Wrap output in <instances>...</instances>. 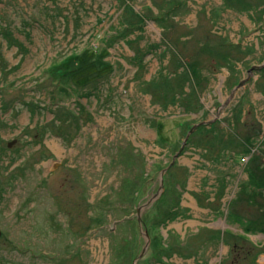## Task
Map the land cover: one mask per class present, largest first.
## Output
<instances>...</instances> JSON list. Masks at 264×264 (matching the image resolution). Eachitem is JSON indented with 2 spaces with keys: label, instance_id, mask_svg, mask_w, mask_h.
Listing matches in <instances>:
<instances>
[{
  "label": "rangeland",
  "instance_id": "1",
  "mask_svg": "<svg viewBox=\"0 0 264 264\" xmlns=\"http://www.w3.org/2000/svg\"><path fill=\"white\" fill-rule=\"evenodd\" d=\"M122 21L142 28L138 40L122 38L131 26L117 34ZM108 35L115 38L105 42ZM135 51L140 62L131 59ZM71 58L76 64L68 65ZM59 63L74 68L72 81L85 88L63 89L67 79L49 66L58 64L59 72ZM260 64L264 0H0V264H52L53 259L56 264H132L146 243L135 216L146 209L150 242L136 264H163L150 260L160 247L155 200L164 192L163 175L172 189V183L183 182L185 166L190 175L180 198L189 215L160 229L169 253L181 246L170 261L264 264V229L245 234L242 224L225 218L237 183L247 178L248 156L230 161L225 155L219 163L218 146L203 155L199 147L205 145L196 137L195 146L177 153L178 167L165 174L199 121L220 118L227 128L234 121L240 135L260 122L264 146V75L255 69L246 77L249 67ZM191 66L198 72L197 84L186 82ZM235 72L245 80L231 92ZM162 73L173 75L167 79ZM157 76L163 84L158 89ZM182 87L188 93L172 100ZM164 93L168 98L161 97ZM241 97L245 105L237 103ZM76 108L77 118L72 117ZM65 130L68 137L74 134L71 141L61 138ZM259 159L264 163L263 150ZM142 169L145 181L139 177ZM219 169L229 178L222 214L192 195L211 191ZM172 194L166 192L164 205ZM140 196L137 211L128 201ZM231 207L245 224L263 222L264 191ZM130 214L132 225H120ZM213 235L217 241L205 242ZM235 241L244 249L254 243L257 254L233 256Z\"/></svg>",
  "mask_w": 264,
  "mask_h": 264
},
{
  "label": "trees",
  "instance_id": "2",
  "mask_svg": "<svg viewBox=\"0 0 264 264\" xmlns=\"http://www.w3.org/2000/svg\"><path fill=\"white\" fill-rule=\"evenodd\" d=\"M122 18H123V15H122ZM129 26H131V25H127L125 21L124 22L122 21L120 23L119 28H118L119 30H117V34H122L123 32H125L127 30V28H129ZM130 29H131L130 32L122 34V38L124 39V41H128L129 43H132V41L134 42V41L138 40V38H137L138 34H136V32L140 33L142 31V28L131 26ZM115 35H112V36L108 35L107 37H105V40H106L105 42L114 39ZM130 35H132V38H130ZM113 42H115V41H113ZM160 42L159 43L157 42L155 44L160 46ZM138 50H141V47H138ZM97 53H98V51L95 50V55ZM140 54L141 53H137V51H135V53L131 57V59L132 60L137 59L136 61L140 62V59H141ZM69 57L70 56H68L67 59H69ZM73 60L74 59H72V61L68 62V65L69 64L71 65L72 63L76 64ZM65 63L64 64L63 63H59V65L61 67V71H59V72H57V68H56L58 66V64L57 65H54V64L53 65H51V64L49 65L50 69L54 70L55 73H58L62 77H65L67 79V81L64 82L61 85V87L63 89L66 88L68 90H70L72 88L73 89H77V88H80V87H83V89H84L85 88V84L82 85V84H78V83H75L74 81H72L71 72L73 73L74 68L65 69V67H64ZM194 67L195 66H191L189 71L187 72V74L189 76L192 75V76H190L191 79H192L193 75L196 76V77H193L192 80L194 81L195 84H197V80H195V78L197 79L198 75H195V72H196V74H198V72H197V70ZM177 74H180V72H177ZM163 75H164V77L169 79L170 76H172L173 74L170 73L169 75H165V74L162 73V76ZM158 76L155 77V80L153 78V82L155 83L157 89H158L159 86L163 85L161 83V79L158 78ZM183 78H182V80H185ZM187 78H188V76H187ZM151 79L152 78H150L148 80L140 81V83L149 82V81H151ZM186 82L189 84L190 83V79H187ZM67 83H70V84L66 85ZM180 84H183V82L180 83ZM65 85L66 86H70V87L67 88ZM61 87H60V90H61V92H63ZM78 91H80V89ZM153 92H155V91H153ZM162 93H159V94H162ZM187 93L188 92L182 87V89L179 92H176V93L171 95L172 100H174V99L177 100V99L180 98V96H184ZM0 95H2V94L0 93ZM161 97L162 98L164 97V99L168 98L166 96V93H164L163 96H161ZM244 102H246V101H244ZM168 103H171V102H168ZM1 104H2V102H1ZM165 104H167V102ZM199 104H200V107H201L203 105V102L199 101ZM248 104L251 105L250 102H248ZM167 105H171V104H167ZM78 109H80L79 106H78ZM237 109L239 111V107H237ZM70 111L72 113L74 111V113L72 114V117L77 118L78 116H80L79 115L80 111L79 110L77 111V108L75 110H73V111L72 110H70ZM86 111L91 116H93V114H92V112L90 110H86ZM241 114H242V110L240 111V117H241ZM162 117H164V116H162ZM162 117H160L159 119H161ZM152 119H154V118H152ZM68 120H69V117L66 118V121H65L66 124L68 123ZM242 122H243V120H241V118H240L239 119V123H242ZM193 124H195V123H193ZM193 124L191 123V126ZM196 127L197 128L194 129V131L192 132L191 136H189V138L187 139L186 144L183 147V151L186 150L185 147L188 148L189 146L194 145L193 140L197 137V140L200 139L203 142V145L206 146V147L205 146L204 147H199V148H201V153L203 155L204 154L206 155L207 151L213 150L214 148H216V146H218V155H216V157L218 156V159H219L218 162L219 163L222 162L223 157L225 155H230L229 158H228V160H230V161H233L234 158H239L240 159L243 155L248 156L247 161L245 162V165H243L244 166L243 169L246 172L247 178L237 183V186H238L239 189L237 190L236 194L231 198V200L227 204V217L226 218L227 219L228 218H232L233 222L238 223V224H242L245 234L262 233V231L264 229V225L262 223L264 221L263 222H258V223L253 222V221H247V223L245 224V219H240L239 216L233 212L232 207H231L235 203H238V201H240L242 199H245V198L247 200L251 201L252 197L255 194H258L261 191H264V163H262V161H260V159H259V151L260 150L264 151V146L260 145L261 133H262L261 132V129H262L261 123L257 122V126H256L257 128H255V125H252V127H248L244 131V134L242 133V135H240L238 130H236L237 126H236V123L234 121L230 122V126H228V128H227L226 125H222L221 119H213L208 125H206V124H198V126H196ZM200 128H202L201 129L202 131L199 130ZM76 130L77 129H75L74 134H75ZM200 134H201V137H200ZM73 135L71 137H68V135L66 134V130H65V131H63L61 133V138L63 140H65V141H68V140L71 141V138L73 137ZM160 138L161 137H158L157 139L161 140ZM217 139H219L220 141H217L216 144H215V141ZM161 142H163V140H161ZM39 144H40V142H39ZM40 147H42V144H40ZM238 147L242 148V152L241 153H239L240 148H238ZM256 150H257V152H255ZM253 152H255V153L252 155ZM173 167H176V166H173ZM169 168H171V167H169ZM182 170H183V176H184L183 182L181 183L180 181H178L176 183H172V184H174V185H172V189H170V182H169L168 178L166 180L165 175H163L162 180H163V191L164 192L160 195L159 198H157V200H155V202L157 204H159L158 207H160V209H158L157 213L155 214V221H156L155 223L158 225V226L157 225L156 226H157V228L159 230V234H157L156 236L159 235V237H160V240H159L160 247L158 249L157 255L153 256L150 260H153V261H156V262H165L166 264H174L173 262L170 261V258L173 256L174 253L180 254L179 253V248H181L180 245H178L179 248H176V247L173 248L172 247V252L169 253V250H171V248L167 247L165 242H163V240L161 239L163 236L160 233V229L162 227L166 226L168 224V222L173 221L178 216H181V215L183 216L188 211V208L181 207V205H180V194L184 191L186 180H187V177L189 176L187 167H182ZM216 171H217V176H216L217 181L215 183V187L211 191H206L205 190L206 191L205 194H211L212 193V196H208L207 197V196L204 195L200 200H202V199L205 200V201L207 200V203L217 206L216 210H217V212H219V207L221 205V198L224 196V194L226 192V188L229 185V178L227 177L228 174L224 170H222V169L220 170L219 169V170H216ZM219 172H223V173L220 174ZM165 174H167V172ZM140 176H142L144 181H145L146 176H147L146 169H142V175H139V177ZM170 178H171V175L169 176V179ZM164 180H166V181H164ZM147 181L145 183H147ZM166 184H167V186H166ZM157 187H158V184H157ZM169 190L173 193L171 195V203L168 204V205H164L163 203L165 201L166 192H169ZM137 191H135V193H138ZM201 193H203V191ZM141 194H142V192H141ZM142 198H143V196H140V198L137 201H135L134 199L133 200L130 199L128 202H132V204L134 206V209L137 210V208L141 206ZM127 200H128V198L126 199V201ZM161 203L164 205V207L160 206ZM256 207H258V205H256ZM263 208L264 207H262L261 209L263 210ZM147 212H148V209H146L145 211H143L141 213V215L139 217L140 218L139 221L137 220V217L135 216L136 217L135 220H136V223L139 222L138 223L139 226L138 225H136V226L138 228H140V229L143 228L144 231H146L148 233V237H149L150 234H149V232L147 230V218H148V213ZM125 215H127V214H125ZM184 216H187V214L184 215ZM130 217H131V214H130V216L122 219L121 222H120V225L131 226L133 222H132ZM201 228L207 229L208 231H213V232H217L218 231V230H214V229L208 228L206 226H202ZM196 234H197V232L190 233V235H196ZM231 234H232V231H231ZM237 235L241 239H243L244 241L245 240L246 241L249 240L248 237L244 238L240 233H237ZM228 236H229V234H228ZM213 239H214V241H217V237H215V235H213L211 240H208V241H205V242L212 243ZM180 242L183 243V241H181V240H180ZM203 246L204 245L202 243L201 247L198 250H201V248ZM242 247L239 245L238 242L235 241L232 244L231 249H230L231 254L233 256L237 255L236 257L240 256V257H244V258L247 257V256H251V255L254 257L257 254V252H254V250H253L254 243L252 245V243L250 242L249 247L246 248V249H244V247L243 248ZM197 252L198 251L194 252L193 254H191V253L188 254V257H191V256L194 257V255L197 254ZM231 259H234V257H232ZM234 260H237V259H234ZM51 261L53 262L52 264H56L57 263L56 261H54V259L51 260ZM194 261H195V259H194ZM147 264H149V262Z\"/></svg>",
  "mask_w": 264,
  "mask_h": 264
},
{
  "label": "flooded vegetation",
  "instance_id": "3",
  "mask_svg": "<svg viewBox=\"0 0 264 264\" xmlns=\"http://www.w3.org/2000/svg\"><path fill=\"white\" fill-rule=\"evenodd\" d=\"M245 62V60H243L241 63L243 64ZM241 64V65H242ZM234 69H235V71H237V72H239V71H242V70H240V69H238V70H236V68H237V66H236V64H234V67H233ZM255 69H259L258 71H260V75H264V64H260V65H252L251 67H249L248 68V70H247V76L246 77H249L250 75L249 74H251V71L252 70H255ZM228 70V69H227ZM228 72H229V70H228ZM198 75V74H197ZM234 76H235V80H234V83L229 87L230 88V91L231 92H234V91H236L238 88H240L242 85H243V83H244V80L245 79H241L240 77H238L239 75H237V73L235 72L234 74H233ZM259 75V76H260ZM190 76H192V75H190ZM190 76H188V78L189 79H191V77ZM205 75H203V77H204ZM229 76H231V72H229V74H228V76H227V78L229 77ZM193 77H196V76H194L193 75ZM193 77H192V79H193ZM196 79V78H195ZM226 81H227V79H226ZM227 84V82H225V85ZM232 87V88H231ZM264 95V94H263ZM242 98H244V97H241V98H239L238 99V101H237V103H240L241 105L242 104H244L243 102H242ZM251 103V105L253 106V104H252V102H250ZM245 105V104H244ZM233 108V107H232ZM232 108H231V110H232ZM230 110V111H231ZM250 113H251V108H250ZM226 116V115H225ZM224 116V117H225ZM93 117V116H92ZM223 117V118H224ZM214 119H220V118H214ZM213 119H211L210 120V122L212 121ZM203 121H199V122H196V123H199V124H206V125H208L209 123H206V121H204V123H202ZM187 141V140H186ZM185 144H186V142L177 150L178 152H176V154H174L173 155V157H172V159H171V161L167 164V166L165 167V168H167V170H166V172H168V170L170 169L169 167H173V166H177V160H176V156H177V153H179V152H183V147L185 146ZM139 151V150H138ZM139 153H140V155L141 156H143V154H142V152L141 151H139ZM179 165V164H178ZM186 167V166H185ZM187 169H188V175H190V172H189V168L187 167ZM165 172V173H166ZM189 178V177H188ZM160 184H161V181H160ZM161 187L163 188V180H162V184H161ZM161 190L159 189V186L157 187V193L158 192H160ZM184 191H185V189H184ZM183 191V192H184ZM203 191V193H201ZM207 191V190H206ZM205 190H203V189H200L199 191H194V192H192V195H193V197H194V199L196 200V202L198 203V202H200V199L205 195L206 196V194H205V192H206ZM182 192V193H183ZM156 193V194H157ZM155 194V195H156ZM181 203V202H180ZM206 203H207V201H206ZM142 204V203H141ZM208 204V203H207ZM216 204V203H215ZM223 202H222V198H221V205H220V207H219V212H217V213H219V214H222V211L220 210V208L222 207V208H224L225 206H223ZM181 205V204H180ZM182 207V206H181ZM184 207V206H183ZM186 208V207H185ZM138 209H139V207L137 208V211H138ZM211 212H214V209H215V207L214 206H212L211 207ZM189 210V209H188ZM189 212V211H188ZM188 215L189 214H187V217H188ZM140 217V215H136V217H137V220L139 221V217ZM227 217V214H225V218Z\"/></svg>",
  "mask_w": 264,
  "mask_h": 264
},
{
  "label": "water",
  "instance_id": "4",
  "mask_svg": "<svg viewBox=\"0 0 264 264\" xmlns=\"http://www.w3.org/2000/svg\"><path fill=\"white\" fill-rule=\"evenodd\" d=\"M204 123V121L202 122ZM199 123H195L188 131V133L186 134V136L184 137V140H183V143L182 145L186 142L189 134L196 128V126H198ZM10 145V144H9ZM139 217V216H138ZM144 237H146V243L144 245V247L142 248L140 254L138 255V257L132 262V264H136V262L141 258L144 250L146 249V246L149 244L150 240H149V237H148V233L146 231H144Z\"/></svg>",
  "mask_w": 264,
  "mask_h": 264
},
{
  "label": "crops",
  "instance_id": "5",
  "mask_svg": "<svg viewBox=\"0 0 264 264\" xmlns=\"http://www.w3.org/2000/svg\"><path fill=\"white\" fill-rule=\"evenodd\" d=\"M189 177V176H188ZM187 180H188V178H187ZM227 189V188H226ZM223 198V197H222ZM180 202H182V199L180 198ZM181 204V203H180ZM181 206L183 207V205L181 204ZM215 230V229H214ZM240 233V232H239ZM250 235V234H249ZM214 241V240H213ZM174 254H176V253H174ZM174 254H173V256H174ZM189 254V253H188ZM191 257H193V256H191ZM172 262V261H171ZM160 263H163V264H166L165 262H160ZM175 264V263H174Z\"/></svg>",
  "mask_w": 264,
  "mask_h": 264
}]
</instances>
